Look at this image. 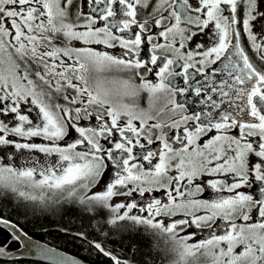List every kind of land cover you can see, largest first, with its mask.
<instances>
[{
  "label": "snow or ice",
  "instance_id": "snow-or-ice-1",
  "mask_svg": "<svg viewBox=\"0 0 264 264\" xmlns=\"http://www.w3.org/2000/svg\"><path fill=\"white\" fill-rule=\"evenodd\" d=\"M205 35L209 47L194 40ZM222 57L219 102L208 95L210 110L186 114V94L204 90L189 70ZM155 129L162 147L145 150ZM25 153L32 166L0 163V188L41 202L59 194L104 216L101 228L166 238L172 264H264V0H0V160ZM209 189L214 198H198ZM4 231L34 247L0 216ZM92 246L113 264L139 253L133 239L128 253Z\"/></svg>",
  "mask_w": 264,
  "mask_h": 264
},
{
  "label": "trees",
  "instance_id": "trees-1",
  "mask_svg": "<svg viewBox=\"0 0 264 264\" xmlns=\"http://www.w3.org/2000/svg\"><path fill=\"white\" fill-rule=\"evenodd\" d=\"M56 102L64 103L62 99ZM81 206L67 200L56 204L38 205L31 200H25L9 189L0 193V216L17 223L27 234L44 242L50 243L64 251L70 252L90 264H113L109 257L98 252L92 244L101 243L105 249H114L115 254L128 253L125 247L129 239L139 244V253L135 257V264L150 255L157 264H172L175 254L167 251L170 244H165L166 238L159 240L141 239L139 236L132 237L111 229V226L101 228L98 221L105 219L104 216L85 214L80 210ZM83 233V236L80 234ZM11 236L8 231L0 233V244L9 243ZM18 241H11L6 251L18 247ZM156 245V247H153ZM127 258H131L128 254ZM0 264H47L34 259H2ZM199 264H206L203 258Z\"/></svg>",
  "mask_w": 264,
  "mask_h": 264
},
{
  "label": "flooded vegetation",
  "instance_id": "flooded-vegetation-1",
  "mask_svg": "<svg viewBox=\"0 0 264 264\" xmlns=\"http://www.w3.org/2000/svg\"><path fill=\"white\" fill-rule=\"evenodd\" d=\"M193 30L195 31V28H193ZM159 42L163 43L164 42L163 38H159ZM176 46L178 47L179 43H177ZM193 46H194L193 44H190L188 47L191 48ZM210 46H211V44H210ZM205 47H209V46H205ZM109 51H113L114 53H118L120 50L119 49H115V50H109ZM185 51H186V49H185ZM249 53L251 54L250 47H249ZM222 62H226L224 57L221 58V61H217L215 64L208 66L205 69L204 73H196L195 69H190L189 70L190 79H192L193 82L196 79H198L200 81L201 85L204 86V90L201 92V95L199 97L195 96L194 93H192L190 96L186 94V96H187V102L185 103V107L187 108V113L186 114L191 115L194 112L201 111V109H203L205 111L210 110V102H208L206 104H202L201 103V101L205 100L208 95H211L213 97V99H215V100H217V102H219L220 96L218 95V93H212L211 92V87L213 86V81H214L215 82L214 86H216L218 88L219 85H220V82L223 79L227 78V74L226 73H220V72H214L213 71V69L222 67ZM180 63H182V62H178L176 65H174L173 66L174 69L179 70V64ZM205 75H207V79H205ZM138 82L139 81L137 80V83ZM176 82H177V84L179 86H184L183 85V80H182L181 77H177L176 78ZM178 99L181 100L182 102L185 101V97H178ZM139 103H140V107L145 108V109L148 108V95H147V93H141V97H140ZM160 106H162V102H159L157 104L156 110H158V108ZM226 106L227 105H222L220 110H214V111H223ZM156 110H154L153 114H155ZM168 118H169V114H167V113L162 114L161 117H160V119L164 120V121H168ZM172 118L173 119H178L179 117L175 116V117H172ZM149 123L150 124H154V123H156V121L153 120V121H150ZM164 131L167 132V134L169 136H172L173 133H175L178 130L165 128ZM159 134H160V130L159 129L153 130V136H152L153 143L151 145H149L147 143V140L142 138L141 142L143 144H145V150H152V151H157L158 152V150L162 147V145H161L160 141L155 139V136L159 135ZM118 135L119 134H117V137H118ZM174 146L178 147L179 145H174ZM134 153H137V154L141 153V149L139 147L135 148L134 149ZM117 154H119V153H117ZM155 159L156 158H154V162H155ZM138 162L144 164L145 167L148 166V162L147 161H143L142 159H140ZM172 174H174V173H172ZM111 175L114 177V170L112 172H109L106 177L110 178ZM208 193L215 195L214 193H211L210 189L208 190ZM148 195L156 196L157 198L166 199V196H162L160 193H155L154 192V193H151V194H148ZM199 197H202V196L199 195ZM217 222L220 223V224L224 223L223 221H220V220H218ZM238 223H239V221H238ZM200 236L205 237L206 233H200Z\"/></svg>",
  "mask_w": 264,
  "mask_h": 264
},
{
  "label": "water",
  "instance_id": "water-1",
  "mask_svg": "<svg viewBox=\"0 0 264 264\" xmlns=\"http://www.w3.org/2000/svg\"><path fill=\"white\" fill-rule=\"evenodd\" d=\"M6 219V218H5ZM11 221V220H10ZM14 223V222H13ZM31 238L34 247L30 251H26L19 242V246L10 251H6L7 255H0L2 259H34L47 264H59L61 260L66 262L78 261L79 264H90L84 259L70 252L64 251L50 243L44 242L34 236L28 234ZM44 250V251H42Z\"/></svg>",
  "mask_w": 264,
  "mask_h": 264
},
{
  "label": "rangeland",
  "instance_id": "rangeland-1",
  "mask_svg": "<svg viewBox=\"0 0 264 264\" xmlns=\"http://www.w3.org/2000/svg\"><path fill=\"white\" fill-rule=\"evenodd\" d=\"M194 40H195V42H198V43H203L205 46H210V44H211V42H210V40H209V37L207 36V35H205V36H203V37H201V36H197V37H195L194 38ZM53 102H56V100L54 99V101ZM144 105V104H143ZM35 115V112H33V116ZM85 123H87V121H85ZM137 124L139 123L138 121L136 122ZM118 134V133H117ZM116 134V135H117ZM36 142H41L38 138L36 139ZM102 143H103V141H102ZM30 154H28V153H25L24 155H21L18 159H16L15 161H12V160H0V163H14L15 164V166L16 167H29V166H32L31 165V163L30 162H26V157H28ZM39 156H43V154H38ZM53 159H55V158H53ZM37 178H39L38 176H37ZM111 178H113V176L111 175V177L110 178H107V177H105L104 178V180H105V183H107V182H109V180L111 179ZM23 187V186H22ZM101 187H102V185H101ZM4 190H6V189H3V188H0V193H1V191H4ZM27 190V189H26ZM39 193L37 192V195H38ZM138 195V194H137ZM202 197H198V198H205V199H211V198H214V196L215 195H213V194H210V193H208V192H206V193H202V194H200ZM46 196L47 197H50V198H48V199H45L43 202H41V201H39V200H37V201H32L31 200V202H33V203H35V204H38V205H45V204H58V203H61V201L63 202V200H61L60 199V196H59V194H57L56 196H52V194L51 193H47L46 194ZM203 198V199H204ZM199 237L200 238H204V237H202V236H200V233H199ZM195 239V238H194Z\"/></svg>",
  "mask_w": 264,
  "mask_h": 264
}]
</instances>
